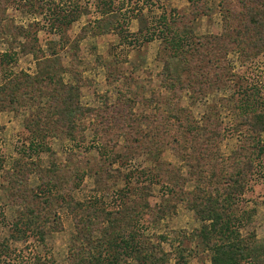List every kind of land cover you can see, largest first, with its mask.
<instances>
[{
	"label": "rangeland",
	"instance_id": "1",
	"mask_svg": "<svg viewBox=\"0 0 264 264\" xmlns=\"http://www.w3.org/2000/svg\"><path fill=\"white\" fill-rule=\"evenodd\" d=\"M24 1L9 0L6 7H0V20L3 19L0 21V50L12 49L16 54L19 52L15 55L16 61L10 66L5 65L6 67L0 68V86L14 73L20 74L19 79H25V75L37 77L43 69V63L46 62L44 59L55 60L59 57L61 63L59 68H73L83 76V81L80 83L71 72L66 71L61 75L64 83L79 87L83 106L104 109L105 100L109 105H115L117 99L123 98V101L133 103L135 123H140L131 126V129L128 126L123 132H119L120 137L121 135L128 137V140H121L114 151L123 156L132 153L136 158L131 161L129 158H122L120 162L114 164L112 168L115 170L113 172L115 179H109L104 173L102 176L87 177L77 191L71 188L73 184L62 185V192L67 197H71L69 205L66 206V202L59 201L61 204L58 202L56 206H48L45 210L46 214L38 209L42 221L43 219L46 221L44 224V221L38 224L44 231L45 237V241L40 243V236H35L30 231H27L26 235L19 234L16 229L20 216L28 212L31 205L33 206L27 192L28 188H22L21 184L17 192L10 187L15 183L8 182V170L14 171L13 163L23 156L24 152L21 150L29 144L26 126L30 121L37 119V108L30 107L26 103L27 97L23 94L29 93V89L24 88L20 91L21 98L17 105H9L0 95V264H69V250L76 236L79 239L81 236L89 238V231L84 229L89 224L88 219L81 218V211H75L71 207L78 202L89 204V207L98 213L99 221L107 220L109 217L107 212H116L122 206L130 207L131 210L135 206L133 198L123 201L116 197L118 196L116 192L117 189H123V177L130 170L143 169V167L152 170L149 173L157 170L164 181L151 186L152 193L148 199L154 208L153 213L157 216L153 217V222L147 220L150 224L147 223L149 225L146 236L149 237L150 242L158 244L159 237L163 235L168 237L169 240L162 244L164 253L169 257L167 264L179 263L178 253L186 249L194 253V258L189 264H211V252L199 245L200 241L195 240L206 223L198 219L187 203L206 192L218 196L213 182L209 184L211 186L209 188L208 176L201 175L205 171L212 173L219 169V157L227 161L241 145L242 136L240 133H235L232 138L222 143L217 151L219 156L216 155L218 162L212 160L213 155L206 160V156L199 153V146L193 145L190 149V146L183 143L184 138L178 134V131H186L185 123L181 124L184 126L182 130L179 122L169 118V115L171 112L178 113L182 116L181 119L185 120L186 115L190 114V122L193 121L192 123L200 128L204 126L211 128L213 123L211 129H216V123L222 125L219 124L222 122L224 127L230 126L231 131H235L231 124L237 122L236 118H232V115L237 113L234 108L237 102L233 98L238 96V92L243 88L242 85L245 84L241 80L242 77L240 80L236 77L238 74L245 75L248 83L258 81L264 87V55L255 63L243 66L236 47L223 36L224 14L221 12L219 0H207V4H204L205 0H200L197 5H193L190 0H28L37 4L38 10L33 12V15L25 12ZM105 2L109 7L104 4ZM202 3L210 9L209 13H202L203 6L199 7ZM38 4L44 10L43 13L49 10L50 4L59 5L67 11L70 7L72 11H77L75 14V16L78 14L77 20L61 30V33L54 32L50 23L49 29L46 27V17L43 18L45 14L43 16L38 14L40 10ZM232 7L236 8L234 24L241 25L242 14L246 13L244 12L246 8L239 2ZM192 9L201 13V16L192 22L194 38H205V41L211 38L214 41V37H218V42L225 45L228 51L217 65L208 66V70L206 68L199 70L200 86L204 93H207L206 97H203L201 92L197 93L192 87L190 90H182V99L178 101L180 98L175 95L176 91L167 88L170 84V73H167L168 76L165 74L164 64L160 60L163 45L156 35L160 31V26L162 27L160 18L166 12L170 14L176 10L181 16L189 19ZM102 12L108 13L104 15ZM106 20L110 24L104 23ZM29 24L34 25L33 31H36L35 24L42 25L37 44L42 49L39 54L40 57L44 55L43 59L38 60L33 54H23L21 49L28 40L19 37L15 39V28L18 25ZM151 37L153 40L146 42ZM30 41L36 43L34 37ZM54 51H57V56L52 55ZM74 57H77V60H74ZM173 66L179 68L177 65ZM180 72V82L185 84L186 80L190 79V75L184 73L183 68ZM46 100L44 99L43 104ZM213 107L214 110L209 113ZM39 128L41 131H49L50 126L48 124L43 127V123L40 122ZM160 131L161 136L158 135ZM174 131H177L176 136H180L182 143L175 142L170 136ZM239 131H248V129ZM116 138L113 136V139ZM41 142H44L43 145L49 149L33 157V161L35 165H39L41 178L42 175L46 176L43 182L46 183L50 180L49 171L52 166L53 168L55 165L67 166L69 153L78 148L72 142H67L58 136ZM94 142L93 136L88 133L86 144L83 147L81 145L79 151L88 149L85 153L90 161L89 167L93 170L97 171L104 167L110 170V161L99 157L95 151L98 146ZM146 148L152 150L151 155L145 153ZM31 177L35 179L34 174H31ZM41 178L39 179L42 181ZM175 178H179L181 182L179 187L173 181ZM139 179L134 184L135 187L148 188L149 179H142V176ZM39 182L35 183L39 184ZM26 185L29 186L30 183ZM252 187L253 191L244 195L243 202L234 204L235 212L237 214L240 211H247L252 215L248 223L241 227V231L244 236L255 233L256 240L263 244L264 182L256 181ZM147 191L145 189V192ZM35 202L38 203L36 200ZM78 225L83 226L78 227ZM107 225L108 222L103 224L104 227ZM173 242H177L176 248Z\"/></svg>",
	"mask_w": 264,
	"mask_h": 264
},
{
	"label": "trees",
	"instance_id": "2",
	"mask_svg": "<svg viewBox=\"0 0 264 264\" xmlns=\"http://www.w3.org/2000/svg\"><path fill=\"white\" fill-rule=\"evenodd\" d=\"M199 1L190 0L193 5H197ZM208 1L205 0L206 3L204 4H207ZM8 2L9 0H0V7H6ZM24 2L25 12L31 15H33V12H37L38 7L35 2L28 0ZM237 2L246 8L244 9L246 13L242 14L241 25L238 23L235 25V19L233 20L236 15V8L232 6ZM219 3L221 12L224 14L223 36L231 45L236 47L235 49L242 59L243 66L244 64L255 63L264 55V0H219ZM104 4L109 7L107 2ZM204 4L202 3L199 6H203L204 12L202 13H209L210 9ZM54 6L50 4L49 10L43 13L44 10L39 5L38 14L42 16L45 14L43 18L46 17V27L48 29L50 23L52 31L61 33V30L77 20L78 14L75 16L77 11H72L70 7L67 11L59 5ZM191 12L189 19L181 16L176 10L170 14L166 12L160 18L162 27L160 26V31L156 35L159 36L163 45L160 51V60L164 64L165 74L168 76L167 73H170V84L169 87L167 85V88L176 91L175 95L177 94L180 98L178 101L182 99V90H190L192 87L197 93L201 92V95L206 97L207 93H204L200 86L201 74L199 72L202 71L201 68L208 70V66L217 65V62L228 51L225 45L218 42V37H214V41L211 38H207L209 41L207 39L205 41V38H194L192 22L200 17L201 13L198 10L196 12L195 9H192ZM102 13L105 15L108 12ZM238 15H240V12ZM104 23L110 24L107 20ZM33 26V24L28 26L18 25L15 28L14 36L16 40L18 37L27 39L28 42L21 49L23 54H33L39 60L44 58V55L40 57L39 53L42 52V49L37 44L42 25L35 24L36 31L32 30ZM32 37L35 38L36 43L30 41ZM152 40L153 37L148 38L146 42ZM13 49L15 50L14 46ZM18 54L19 52L17 54L13 53L12 49L0 50V68L6 67L5 65L10 66L11 63L16 61L15 55ZM57 54V51H54L52 55L57 56ZM74 58V60H77V57ZM44 60L46 62L43 63V69L37 77L25 75V79H19L20 74L14 73L0 86V95L5 98L9 105H17L19 98H21V95L19 96L20 91L24 88L29 89V93L23 94L27 97L26 103L30 107L35 108L36 106L37 108V119L30 121L26 126L29 134V144L21 150L24 152L23 156L13 163L14 171L8 170V182L15 183L14 186L10 187L12 190H17V192L21 184L22 188H28L27 192H29L30 202L33 206L29 203L28 206H31L28 208V212H24L18 219L20 221H17L16 229L19 234L26 235L27 231H30L35 236H40V243L45 241V237L43 236L44 231L40 229L41 227L39 228L38 224L42 223L44 219L42 221L37 212L38 209L44 213L48 206H56L59 201L66 202V206L69 205L71 197H67L62 192V185L73 184L71 188L77 191L87 177L102 176L104 173L109 179H115L113 177L115 170L112 168L114 164L120 162L122 158H129L130 161L136 158L132 153L123 156L121 153L114 151L121 140H128V137H122L121 135L122 139L119 132H123L128 126L131 129V126L135 124L137 126L140 123H135L133 103L123 101V98L117 99L115 105H109V102L105 100L104 105L106 107L104 109L83 106L79 87L64 83L61 76L66 71L71 72L76 80L82 83V74L73 68H59L61 65L59 57H56L55 60L49 58ZM173 65H177L179 68ZM181 68H183L184 73L190 75V79L186 80L185 84L180 82ZM245 72L246 70L244 74ZM241 77L242 82L245 84H241L243 88L238 92V96L233 98L237 102L234 106L237 113L232 115V118H236L237 122L231 124L235 131H231L230 126L228 128L224 127L222 122L219 123L222 125L216 123V129H211L213 123L211 128L208 126L200 128L193 124V121L190 122V114L186 115L185 120H182V116L178 113L171 112L169 115V118H174L179 122V126L185 123L184 126H187L186 131H178V134L184 138L183 143L190 146V149L193 145L199 146V153L204 157L206 156V160L213 155V159H211L218 162L216 155L219 156L217 151L222 143L232 138L235 133H240L242 136L241 145L235 153L233 152L229 156L227 161H224L225 158L222 155V158L219 157V169L214 170L212 173L205 171L201 175L203 177L208 176V186L213 182L212 184L215 185L218 196L215 197L211 192H206L187 203L189 208L198 216V219L206 223L195 240L200 241L199 245L201 244L207 251L211 252V264H264V243L261 244L262 242L256 240L255 233L244 236L241 231V227L246 222L248 223L252 215L247 211H240L236 214V207L234 206V204H237L236 202H243L246 193L253 191V183L256 181L264 182V87L258 81L257 83H248L246 76L242 74H238L236 78L240 80ZM44 99H47L45 104H43ZM212 110H214V107L209 113ZM213 114L215 115L216 112ZM218 114L220 115L219 112ZM120 121L121 123H119ZM40 122L43 123V127L49 124V131H41V128H39ZM184 126H181L182 130ZM118 128H120L118 131H114ZM244 128L248 131H239ZM176 132L174 131L172 135H169L174 138L175 142L182 143L180 136H176ZM88 133L93 136V140L97 143L94 142L98 146L95 151L99 157L110 161V170L106 167L97 171L93 170L89 167L90 161L85 153V151L88 152V149L79 151L80 146L83 147L86 144ZM158 135H162L161 131ZM57 136L67 142H72L78 149L71 150L69 153L67 166L55 165L54 168L52 166L49 171L50 180L43 183L46 176L42 175L41 178L40 170H38L39 165H35L33 157L39 156L42 151L49 149L41 141L47 138H57ZM113 136L117 138L113 139ZM144 150L146 154L151 155V149L146 148ZM149 171L152 170L145 169V167L130 170L123 177V189H117L116 194L118 196L115 194L117 198L123 201L127 198H133L135 206L131 210H129L130 207L122 206L116 212H107L109 215L107 220L99 221L98 213L89 207V204L78 202L71 207L75 211H81V218L86 217V220L88 219L89 224L84 229L89 231V238L81 236L79 239L76 236L72 246H70L69 264L168 263L169 257L164 253L162 247V244L169 240L168 237L163 235L159 237L158 244H153L146 236L147 226L150 224L147 220L153 222V217H157L153 213L154 208L148 200L152 193L151 186L164 182L163 176L157 170L151 173ZM31 174H34V180ZM138 176H142V179H149L148 188L135 187L134 184L140 180ZM54 180L58 181L55 182ZM173 181L177 183L176 186H180L179 178H175ZM35 182H39V184ZM26 183H30V185L27 186ZM17 184L19 185L17 186ZM145 189L148 191L145 192ZM59 204L61 203L59 202ZM123 205H125V202ZM41 206L42 208H39ZM140 208L142 209L140 210ZM105 222H108L106 227L103 226ZM147 223L149 224L147 225ZM80 226L83 225H78V227ZM173 245L176 248L177 242H173ZM185 251L178 253L179 263L177 264H189L190 260L194 258L192 250L186 249Z\"/></svg>",
	"mask_w": 264,
	"mask_h": 264
}]
</instances>
